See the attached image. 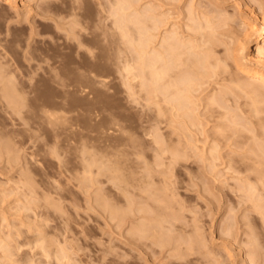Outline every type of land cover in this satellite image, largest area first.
<instances>
[{
    "label": "rangeland",
    "instance_id": "obj_1",
    "mask_svg": "<svg viewBox=\"0 0 264 264\" xmlns=\"http://www.w3.org/2000/svg\"><path fill=\"white\" fill-rule=\"evenodd\" d=\"M132 1H134L133 2L134 5L132 4L133 7H131L132 9L129 8L124 10L123 12H120L121 10H118L117 5L115 4V0H24L23 2L16 4L14 7L7 5L6 3H4V1H0V264H20V263L25 264V262L28 259H32L33 262L35 260L36 262L33 263L32 260L31 262L27 261L26 263L28 264H38V263L41 264L42 262L44 263L46 259L45 256L42 257L39 254L41 252H43L41 253L42 255L45 253L44 255H46L48 261L50 260V258L52 259L50 260L51 264H65L68 258L65 259L66 260L65 263L61 259V261L63 262L61 263L59 255L62 254L61 252H63L64 250L63 248L66 244L69 245L70 249L74 246L76 247L75 249L79 253L77 254L79 256V259H76L75 257L73 258V256H76L78 258V256L76 255L77 252L75 253L74 251L76 250L75 249L73 250V248L70 250L68 246H65L67 249H69V250L66 249L67 252L71 254L70 251H72L75 253V255L70 256L67 253L66 257H69L70 259L73 258L72 259L73 262L76 260L77 263L79 264L81 263L100 264V262H102L101 259V261L98 263L100 257L102 258V256L108 254L106 257L110 258V256L113 255V253L114 255L118 254L121 256L120 257L116 256V258H114L115 257L114 256L112 260L116 259L118 262L121 263V261L123 260L124 262V259L126 258L127 259V261H125L126 264L128 263L136 264L133 262H139L140 264H145V262L146 263L148 262L147 264H185L184 256L191 258V260L187 258L188 259L187 262L189 261L191 262L193 259H195L194 261H192V263L186 262V264H197V263L207 264L209 263V261L206 260L205 257L209 256L210 254L209 252H211L210 250H212L213 252L222 250L223 254L221 252H218V254L221 253L223 255L222 256L223 258L228 257L227 261H225L226 260L225 258L224 260L225 262H223V260L221 262V259H223V258L221 259L219 258L221 254L219 256L215 254L216 252L214 254L211 252L210 256L212 254L218 256L217 259L219 258V261L221 262L220 264L222 263L231 264L235 258L236 259L234 261L236 262L235 263L233 262L234 264H239V263L241 264L242 261L248 263V261L246 260H250L249 261L250 263L248 264H251L252 261L251 258H249L250 249L248 252L249 255L246 252L248 248H251L250 245L253 246V248L255 247L257 248V246L259 247L261 243L263 249H261L262 252L259 250L261 253L258 252V254L259 255L264 254V228L262 229L264 222H261V220H259L260 217L262 218L264 213H262L261 210L260 211L261 216L259 218L257 216L258 214L256 213V211L258 212V210L260 209H263L264 211V202L262 201V199L264 198L263 190L262 189L259 190V191L262 190L261 191L262 197L261 194L259 196L260 199L262 198L261 201L259 199V201H257L259 203L255 201L253 204V206L256 203L257 206L262 204L261 206H259L260 207L259 209L256 205L254 206V208H252L251 206L252 203L250 204L249 202H252L253 200L249 201L250 198H245V199L242 198V200L243 199L244 200L242 201L243 203L240 204L241 202L239 200L241 198H237L239 192V191L237 192L238 190L237 188H239L238 186H236L237 190L234 188L235 192H237L236 193L237 195L234 194L235 192L234 193L232 192L234 190H231V188H233L232 186L237 185L235 180L237 181L239 179L238 181L240 182V188L245 187V185L249 182L252 183L253 181L252 179H250V181L245 179L247 178L246 177L247 174L249 177L250 175L252 177L253 176L252 173H254L255 178H258L257 175L259 174L258 176L262 178V183H263L262 184L261 182H259L261 183L260 187L264 185V141H263L264 113L262 112L263 114H260L258 117L256 116V114L251 113L254 111L249 112L250 109H253L249 106L251 105L250 101H249L250 104L248 105L247 100L249 99L248 98L246 99V97H243L242 95H241L242 97L238 98L235 95H240V94L236 93V91L232 92V88H231L234 84L236 85L235 82L237 81H238L237 84L240 83L241 81H245V83L246 82L249 83V86L250 83L252 86L254 85L253 82H250L249 79L245 78L239 72L237 66L243 63L251 66L255 65L254 63H252L253 61L252 55L253 56L255 55L256 50L254 49V45L252 44V41L248 40L244 36L245 34L244 19L247 18L249 21L253 23L256 22L255 24L258 25L259 19L264 17V0H139V1L132 0ZM236 4H238L242 10L240 9V11H235V12L230 11ZM134 7H138V8H134ZM137 10L141 12L142 15L141 17H143L144 14L148 12L147 15L143 17L144 19L145 18L148 19V17H151V15L154 16L158 26V27L156 26L155 29V32L157 33H154L152 31L151 33H149L148 28L151 27V24H149L151 22L149 20L150 18L148 20L146 19L143 20V18H141V21H143L142 23L144 24V27L140 26L141 30L143 28L142 30L143 35L141 37L142 41L140 40L142 46L139 44L137 46L136 43L138 42H135L137 40L139 41L140 39L139 36H136L138 35V30L136 31L138 27L136 25H131L132 23L130 24V22L129 23L126 22L128 21L127 18H129L128 17L129 15L131 16L132 14L136 13L135 16L138 15V17H140L139 16L140 13H138ZM150 10L152 13L153 12L154 13L152 14L151 12H149ZM126 12H131V13L126 14ZM252 13L254 14L252 15ZM155 14L157 16H155ZM144 22H146L147 26ZM120 23L127 24L126 29L128 32L127 33L128 37H126L127 36L126 34V36L122 38L121 33L117 28V25H119ZM113 30L114 31L117 30V31L114 32ZM147 33L148 35L150 34L152 37L154 35V37L147 39L148 37H151L150 35L148 36ZM170 33L171 34L177 33L178 35L175 34V38L176 37L178 38V36H180L183 42L180 40L179 41L187 45L188 42L191 43L192 40L191 44L193 45L194 48L191 47L192 50L190 49L191 50L190 53L192 55H196V57H198L199 59H201L200 55L204 56L203 63L204 60L207 61V59L205 58L207 56L209 58L208 59L209 64L208 63H204V64L213 65V67H209V68L208 66L204 68L202 67V69H206V70L211 68L212 69L210 71V73H212L211 75L209 74V72L207 73L206 70L203 71L206 74H209L208 76L210 77L216 73V75L212 76L211 78L203 74L205 78L207 76L206 79L199 80L200 78L199 79L196 78L197 80H195L194 85L198 84V86L196 85L198 88L194 86L196 89H194L195 92H192L194 94L193 98L191 96L192 104L193 103L194 104L190 105L192 106L190 109L193 110L196 109L195 111H191V113L194 112L193 114L195 118L193 119L190 113L189 116L185 118V119L188 118L187 120H190L192 118L190 121H192L193 123L189 121V124H191V126L189 125L187 126L188 124L187 120L185 119L183 120V118H181L184 116L182 113L187 112L188 110L186 111L185 107H184L185 109L182 108L181 110L180 109L181 106L179 105L178 107L176 106L177 107V109L175 108L176 110L172 108L176 104V102L175 103L172 102L174 97H172L171 95L169 96L170 98L168 97V100H166L167 96L165 97L163 96L167 95L166 92L168 91L166 92L163 91L165 92V94L161 96L162 93H160L159 91L160 88L157 90L159 94L158 92H156L157 97L160 100L157 99V97L155 100H152V95H150L149 93L152 91V89H150L151 84L149 80H145L146 79L145 75H147L146 72L148 70L146 69L147 67L144 66V64L147 61V58H149L151 52L146 54L144 53L147 51L149 52L150 49L152 50L154 49L156 51L160 46L163 45V43L162 45L160 43L162 42L163 35L164 37H166L168 35H171ZM133 38H135V40H133ZM208 39L211 42H215L216 44L215 43L214 44L216 45V47L215 45L210 43ZM204 41H206L207 43ZM241 41L242 44L247 41L249 48L242 49V45L240 44ZM191 44L190 46H192ZM210 44L213 46L210 47ZM198 46L201 48L199 49ZM196 47L198 48L195 49ZM161 49L162 47H160L158 50L160 51ZM193 49L194 52L196 53L193 52ZM206 50H208L207 51L208 53L205 52ZM141 52L144 53L141 54ZM210 53L213 55H211ZM56 57L58 60L55 59ZM190 57L193 59L194 58L197 59L196 57H192L191 55ZM249 57H250V61H249ZM143 58H145V60ZM136 60H138V62ZM141 60L144 63L143 64L144 67L141 64H138V63H142ZM148 61L146 62V64H148ZM126 64H128L127 66L131 64V66L134 67H138L140 65L141 69L143 67L142 69L143 71H140V74L142 75L143 79L139 80L138 78H136L133 81L128 80L127 75L124 71V66H126ZM214 64L218 67V69L217 68L214 69ZM64 67L67 69L65 70ZM12 69L14 71H12ZM144 70L147 71L144 72ZM64 71L66 72V74L64 73ZM184 71L186 73L187 70ZM8 72H11V74H9ZM48 72H50L51 74ZM64 75L65 76L67 75L65 77L67 80L66 87H60L59 85L54 83L55 82L53 81L54 78L55 80L56 79L58 80L59 77L61 79V77H63ZM203 75L200 77L204 78ZM7 76L10 77L12 76V78L9 79ZM7 78L10 82L11 80H13L12 82L16 81L14 82V85H12V83H9V81L6 80ZM125 78L127 79L126 81ZM3 79H5V81ZM145 81L148 82V84ZM3 82L4 84L5 83L6 84L5 85L2 84ZM144 83L146 86L144 85ZM241 84L244 83L242 82ZM130 85L133 89L130 87ZM141 85L143 86V88ZM12 86L16 88L13 89ZM249 86H244V87H249ZM252 86H250L249 88H251ZM4 88H6L5 91L7 92L3 94V92H5ZM254 89H258V86L255 87ZM9 90L11 91V93H13V95L15 94L14 95L15 97H17V95H19L20 93L21 95L24 93V96L22 95L23 97L19 95L18 98L15 99V101H17L15 102L16 105L19 106L21 105L22 102L23 105L20 108L24 106L22 110L20 109L21 113L19 115H16V113L11 109L12 107L11 105H13L12 104L13 102L12 100H11L12 103L9 102L11 96L8 93ZM66 90L67 92H65ZM229 90H231V92ZM260 90H262V88L260 89L259 87L258 91L260 92ZM261 92L264 91L262 90ZM5 95H6V99H5ZM7 95H9L8 96L9 98L7 97ZM89 95L91 97H88ZM261 95L263 96L264 93L259 94V96ZM212 96H215V98H213ZM11 97L13 99V96ZM163 98L165 99L166 102L171 101L172 103H174V105L171 102L167 103L168 105L166 103H162L165 102L163 101L164 100ZM208 98L210 100H208ZM211 99L216 100L218 103L214 104L215 101H213L214 103H212ZM258 99L263 100L264 96L263 98L260 97ZM90 100L93 102H91ZM200 101L202 102L200 103ZM210 101H211L210 107L208 105L209 108L206 107L207 109L206 110L205 105H207L206 103H209ZM18 102H20V104H18ZM152 102H154V104H152ZM188 102L186 103L190 104V101ZM156 103L159 104L158 105L159 110H157V108L154 107V105L155 106L157 105ZM62 104L64 108L62 107ZM42 106L43 107L52 106L53 108L51 107V109H53L54 111L64 110L68 112L70 131L67 134L62 133L63 130L60 129L61 127L58 122L57 124H54V126H48L46 125V123L44 124V122H40L41 120L39 119V117H38L39 120H37L36 117L39 115L40 108ZM188 106L189 105H187V107ZM61 107L63 109H61ZM170 107L174 111H170L171 110ZM179 109L181 110V113L178 114L181 117L178 115L179 118H177L178 116H176L177 114L175 113V111L178 112ZM154 112L155 113L160 112V113L156 115ZM248 112L252 114L251 118L247 114ZM14 113L16 116L14 115ZM223 116L224 117L226 116L225 117L226 119L223 118ZM20 117L25 120L24 123L22 122V119ZM257 117L260 118L259 119L260 121H258ZM228 120L231 123L233 122L232 123L233 125H230ZM184 121H186L187 123L185 124ZM195 121L198 122L199 124L198 126L195 124ZM181 122L182 124L184 122V124L186 125L185 126L186 131L183 130L184 128L183 126H182L183 128H181L182 125ZM32 124L37 129L33 127ZM243 124H247V125L243 126ZM188 127L190 128V131ZM221 128H223V130ZM12 129L14 132L12 131ZM16 129L17 131L21 130V132L23 131L22 129H24L25 134L26 133L27 134L23 135L24 131L21 134L20 131L19 133H17ZM15 131L18 136L15 134ZM104 131H106L107 134L104 133ZM151 131L153 133L155 132L154 133L155 136L156 135L158 136V138L156 137L157 138L156 140L160 139L159 141L161 143L164 142V145L162 144L163 146H161L160 148L162 149L165 147L167 152L165 151V149H162L163 152L165 153L171 152L173 155H175L176 153L173 151V149L177 150L179 156L184 154L182 156L183 158L182 160L185 159L186 162L184 163L183 161L182 163L181 158L180 159L177 158L178 161H181L182 166H177L178 164L174 163L175 167H173V164H171L172 163L171 160H169L171 159L169 158L171 154L169 153H168L169 155L163 154V152L161 153V151H157L158 154L160 155L162 154L159 157V155L156 153L154 148L159 141L157 142V144L151 141L152 140L151 136L153 135ZM115 132L117 133L115 134ZM63 135L65 136L68 135V137L64 136L66 138L65 139L63 138ZM80 135L82 136V138ZM106 135H108L110 139H108L109 137ZM105 136L106 138L107 137L108 138L106 139ZM24 137H27L29 141ZM91 137H95L94 139H96L98 143L96 144L95 141L93 143L92 140L93 138ZM99 137H101L102 139H100ZM214 138L217 140H215ZM63 139L68 141H65ZM97 139H99V141ZM100 140L104 141L103 143H101L100 146L101 148L98 147L97 149H95L100 144V142H102ZM106 140H110V141L107 142ZM214 141L218 142L219 145ZM211 142L213 144L218 145L217 153L219 156L217 155V153L216 155L218 156L219 159H216V161L215 160L211 161L212 157L211 158L209 157L210 160L208 159L206 162L205 158L203 157L206 156V153H208L209 156L211 155L209 153L210 148L212 149V147L209 148V146L213 145L211 144ZM63 143L65 144V146ZM92 144L94 145V147ZM83 145L84 146L86 145L85 148L88 147V149H85ZM106 146L110 147L109 148L110 151L109 150L104 151L106 150ZM251 146L252 148H254V150L250 148ZM103 147L105 149H103ZM261 147L262 149H260ZM206 148H209V150H206ZM83 149L86 150V152L87 150L90 152L93 151L95 152V150H97L99 152L100 149L101 152L100 154L98 152L95 153L93 152L92 154L89 152L90 155L87 154L86 156L85 155L86 153L83 152L84 151ZM158 149L159 148H157L156 150ZM251 149L253 151H255L256 149L257 151H255V153L252 152L253 153L252 155ZM202 150L204 152L206 150V153L204 154ZM50 151H52L53 153ZM102 151H104V153ZM201 151L203 153H201ZM105 152H107L106 153L107 155L105 154ZM178 153L176 154L177 157H179ZM50 154H52L53 156ZM254 154L255 155L258 154L256 156L259 158H256ZM54 155L56 157H54ZM88 156H90V158ZM106 156L109 157L107 158ZM100 157L103 158L101 159ZM86 159L90 163L88 162V164H86L87 163ZM99 159L102 162H104L105 165L104 164L100 165V163L102 162H100ZM97 160H99L100 163H98ZM210 161L213 164H210ZM168 162L171 164V167L173 168L170 167V164ZM116 163H118L117 164L118 167L116 166ZM119 164L123 165L125 171H123V169L121 171L119 170V172L116 171L117 168L119 169L121 167V165L119 167ZM154 164L157 167H154L155 166ZM166 164H169V168L168 165ZM102 165H104L103 170L111 166L112 168L110 167V169L113 170L111 171L113 172V174L111 172L110 173L112 175H114V173L115 175L119 173V175L117 174L119 177L122 176L120 172L124 175L126 174L124 177H127L126 180L129 179L130 177L129 180H132L131 181L132 186L131 184L130 187L129 185L127 186V184H129L130 182L129 180H127L126 184H124L125 183L124 180H122L123 182H121V180L118 179L120 181L118 183L120 184L116 182L118 181L116 179L110 180L111 177L115 176V175L110 176V174L108 175L110 169H108L109 171L108 170L104 171V173L107 172L106 174L104 173L101 174L100 170H102ZM100 166L101 168H99ZM140 166H142V168ZM113 167L116 170H114ZM146 168L149 169L147 170ZM249 168H251L252 171L246 172L247 169L250 170ZM150 170H152L154 177L152 176V174L150 175L151 173ZM241 170L242 171L245 170V172L244 171L241 172ZM255 170L260 171L261 173H258ZM165 171L166 173H162ZM260 174L261 175L263 174V176H261ZM109 176L110 178L108 180ZM144 176L148 177V179L149 176L150 178H152L148 180L149 182L154 178L153 180L154 182L152 181L150 182V184L155 183L154 185L155 188L154 187L153 189L150 188V186L151 185L153 186V184L148 185L149 182L148 183L145 182L147 181L145 180L147 178H145ZM238 176L240 178H238ZM244 176L245 178H243ZM197 177H199V180L200 177H202L201 178L202 180L199 181ZM255 178L253 179L256 181ZM137 179L138 181L139 180L141 181L140 182L141 184H139ZM242 179L243 180L245 179L244 181L245 185L243 184ZM163 180H165V184L168 183L166 184V187H169V188L166 187L164 188L168 190L172 188L173 190V191L171 190L167 191L168 195L170 194V192L171 194L175 193L176 195L175 194L174 196L170 195L171 197L167 196L165 189L162 187L165 186ZM110 181L115 183L113 184L114 186L110 183ZM255 181H253L252 184L254 186H257V188L259 189L258 185L254 184ZM133 183L134 184L136 183L135 184L136 186ZM117 184L119 186L126 185L127 187H129V191L126 192L128 194L129 192H132V194L135 193L134 195L138 193L137 190L139 191V189L141 190L142 188V190L144 191L143 194L145 195L147 194V196L142 194L140 201L139 199L140 193H138V197L135 196V198L138 199L137 200L134 199V200H136V202H138L139 205L141 206L144 205L143 206L144 209L148 211V214H150L151 218H155V217L157 218L158 216H160V215L158 216L155 215V217H152L155 213L154 210H156L157 208L158 210H156V212L159 211V208L160 210L162 209V212L163 209H165L166 211L164 210V212L166 213L168 212L169 214L172 212L176 213L178 211L180 215H178V212L176 215L181 216L180 218L189 217V219L191 215L196 212L195 216L197 218L194 216V214L192 215L194 219L196 218L195 220L193 219V223L194 221L196 223V220L198 219L197 222L199 221V225H201V229H203L205 232L202 233L205 234L207 237L203 236L202 233L200 234L201 229H199V226H198L199 232L197 230L198 234L196 235L197 236L200 235L202 239H204L205 237V239L207 238L208 242L210 241L208 244V242H206V240L204 239L207 245H209L208 246L209 252L207 251L204 255L203 253L207 249L204 252L203 251L199 252L201 247L199 248L198 245L194 244L193 246L190 244L191 246H193L192 250L194 247H196V250L199 249V251L195 253L196 250L195 251L193 250L195 254L194 253L192 254L194 255L186 256V254L191 255L190 252H193L190 250H189L190 252H187L189 247H186V245H188L189 242L193 244L195 240V238L192 237L193 235H191V231H193L194 229L193 227L195 226V224L193 225L192 223H190L189 222L190 220L188 219L187 221H184L183 224L185 226L188 223L190 225L192 224L193 226L191 231H190L191 227L186 228L185 231L183 230L185 226L182 223H180L181 219L177 220L176 226L177 224H180V226H177L179 228L181 227V225H183V227L181 228L182 231L184 232H186V230H189L190 234H186L185 237L189 238L187 236L190 235V237L193 238V240L192 238L190 240H192L193 242L189 241V239L186 240L184 237H180L185 234L184 232L181 231L178 232V230L180 229L174 231L175 234L171 233L172 235H177V236L179 235L178 233H181V235H179L178 237L182 238L181 240H183L182 241L183 243L184 240L187 241V243L186 241L184 243L185 246L182 242H180L182 244L180 245L183 246L182 248L178 243H176L177 240L179 242V238L178 239L175 238L176 236L174 237L170 235V233H169L170 236L168 235L170 240L166 239V241L169 242V243L166 242V244L168 245H166L165 242L162 243L163 241H165V240L162 241V239H165V237L161 239L160 246L161 247L163 246L162 249L164 250L167 247L164 251L159 247V245L157 246L155 245L156 249L154 248V251L149 247L148 248L141 247V249L144 248L145 251H147L146 254H144L145 251L138 249L140 247L137 248L133 246L132 247L133 249L129 247V245L126 244V240H125L126 238L124 237V234H126L125 236H128L127 234L131 233V230L129 232L126 229H131L130 228L131 225H135V224L137 225V223L139 222L137 216L139 217V215H137L136 217L134 216L135 220L130 217L134 222H132L130 225V222L128 223L127 221L128 224H125L124 229L122 227L124 225L123 224L121 226V229L123 230L118 231L119 227H117V225L115 226V223H117L116 221L119 218V215L122 213V216H124V218L126 217L128 218L127 212L128 213L130 212L129 209L127 210L125 209L126 207L124 208L123 212H120L122 211L120 209H123V207L120 209L116 207L114 208V206H117L116 202L119 201H120L119 207H121L120 206L121 201H123V203H125V205L128 206L126 201H124V197L122 200H120L121 198L118 199L119 201L117 199L114 200V198H119V193H120L118 188L119 186H117ZM137 185H139V187ZM141 185L143 187H140ZM115 186L117 189L115 188ZM156 186L159 187L158 189L162 187L161 190L164 189V192L159 190L160 191L159 193L161 194L157 192L158 194L154 195L153 192L155 191ZM133 187H136L137 190L136 188L134 189ZM203 187L205 189H203ZM206 189L209 191V193L207 191L208 194H206L205 192ZM96 191L102 192L101 196L99 195L98 192L97 194ZM162 192L166 193L164 195L165 197L167 196L170 199L175 198V203H173V199L171 200L169 199L170 203L172 204L171 205L172 207L169 208H171L172 210L167 207V205H170V203L169 204L165 203L168 200L167 201L165 200L164 202L165 204L161 205V203L164 201L165 198L162 196L163 195ZM150 193L151 195H149ZM211 193L213 194V196ZM257 193L259 194L260 192ZM128 194L127 196L129 197V195L131 194L129 195ZM96 195H99L96 198L98 202H95L97 201L95 200L94 197ZM102 195L104 199L106 198L104 201L107 204L108 202L110 203L109 205L112 204V208L109 207L110 209L120 210V211L117 210L119 213L115 210L117 212V215L115 216L111 215L114 218H110L111 216L109 214L111 213L108 212L109 211L108 208H107L108 211L105 210L107 213L104 211L106 206L109 205L104 203V201L103 202L101 201ZM159 195L160 197L162 196L163 199L159 198L161 200H158L155 197L154 199L157 201H153V199H148L146 200V202L147 201L149 202L147 203L144 202L145 204L142 205L143 200L145 201L144 198H148V197L153 198V196H159ZM132 196H130L129 198H132ZM98 197L100 200L98 199ZM246 199L249 200L245 201ZM134 200L133 203L135 202ZM93 201L97 204L99 202L100 203L102 202L101 204L102 206L100 204L98 205L100 206V210L98 206L93 203ZM150 201L155 203L157 202V204L159 203L160 205L158 207H155L157 204L154 205ZM181 201L183 202L181 203ZM237 202L240 203L238 204ZM103 203L106 204V206L104 205L105 208L103 207ZM151 203L153 204L152 205L153 208L149 207ZM180 203L181 204L184 203L187 206V209L188 208L190 210L193 209L194 211L188 210L189 211L188 213L186 212L187 211L186 208H185L186 211H184L185 209L183 207L182 208L180 207L181 206ZM132 204L130 206H132ZM136 204L137 203L133 204L134 208L133 207L130 208L135 209ZM165 205L166 207H163ZM174 206H176V210L173 209ZM179 207H180V211L178 209ZM255 207H257L258 210L255 209ZM101 210H103V212ZM182 210L184 211L185 214L183 213ZM115 211H113L112 214H114ZM159 213H155V214H159ZM175 213L172 214L174 215ZM172 214L168 215L169 220ZM162 215H164V213H162ZM176 215L174 216L176 217ZM227 215H228L227 218L230 219L229 221H226L225 220L226 218H224ZM230 215L237 220V221L235 220L236 224L238 222L237 226L234 227L236 225L235 224L232 228V233H234L233 230H235L234 236L236 237L237 235V237L235 238V244H233L232 242H234V236L232 234L231 240L233 239V241L231 242V246H230L231 248L229 247L230 253L229 254L227 253L228 255L225 256L226 252L224 254V250H223V246L225 244L223 243L226 241V239L224 238L222 239L221 237L222 233H220L221 232L220 230L222 227L224 226L226 227L228 222L232 221L231 218L233 217H231ZM164 216L166 217V215ZM178 216L176 218H178ZM242 216H244L245 219L249 217L252 219V220L250 219L252 222L254 221L253 224L250 222V226H252L251 227L252 229L254 228L253 226H255L254 230H256V226L259 227V229L257 227L258 229L257 231L260 233V237H259V239L261 238L260 243L257 241L258 239L255 238L258 236L255 237L251 236V234L255 235L258 233H254L253 232L254 230L251 231L252 229L248 227L249 222L247 221H249V218L246 221L245 219H243L244 217L242 218ZM108 218L111 219V221H109ZM222 218L224 219L223 223H221ZM131 219L128 220L130 221ZM136 220H138V222H136ZM219 223L223 224L224 226ZM224 223H226V225ZM136 225L135 227H133L135 231L137 230ZM138 225H140V223ZM220 225L222 226L221 228ZM241 226H243V228H241ZM239 227L241 228L240 230L241 232L239 231ZM236 228H238V230ZM124 230H126L127 233H125ZM117 231L120 233H118ZM210 231L213 233H211ZM248 231H251V233L249 232L250 233L249 238L252 239L250 245L249 242H247V240L245 241L246 239L245 237H247L248 234L247 236H245L244 233H248ZM116 232L120 237L116 235ZM238 233L240 234V236H238L239 235ZM242 234L244 235L242 236ZM196 235L194 236L196 237ZM171 236L174 237L172 239H176V240L175 241L171 240ZM200 236H198L197 238H201ZM36 237L37 238L41 237V239L44 240L38 239L40 241H36L37 240ZM118 237L120 238V240L119 239L117 240ZM121 237L125 240V242H123L124 240L121 239ZM70 238H73L71 239L73 240L72 242L73 245L68 243L65 244V242L68 241L70 243ZM242 238L245 239L243 240ZM249 238L248 241L251 240V239L249 240ZM202 239L201 240L197 239V240L199 243H201ZM236 239H238V241ZM241 239L243 240V243H248L245 246L247 247L249 245L246 249H244V247L243 249H241L242 246L244 245L239 244L240 246L238 247L237 244L242 242ZM121 240L123 242V244L121 242L122 245L120 244ZM254 240L256 241V244L258 243L257 246L255 247L254 245L256 244ZM42 241H45L44 244ZM170 241H172L171 245L172 244L173 246L175 245L174 247H176L177 244L179 245L177 248H175L177 253H175V249L173 246L171 247L169 246ZM36 242L38 243L35 244ZM39 242L43 246H41ZM110 242L114 245L107 247V249H103L105 248V245H107L108 243L110 244ZM205 242L203 241L202 244ZM38 244H40L41 247L38 246ZM59 244L60 246H58ZM116 244L118 245L115 246ZM147 244L149 245V242H147ZM205 244H203V247L205 246V248H207L206 247L207 245ZM220 244H223V246H221ZM46 245L47 247L48 246L49 247L47 248ZM61 245L64 246L62 248L63 250L60 251L59 249H57V247L61 249ZM102 245H104L103 248H101ZM124 246H126V248ZM36 247L38 251L41 250L40 248H42V250L41 252L39 251V253L37 252L38 255L34 256L32 254H36L37 251ZM97 247L100 249H97ZM169 247L171 249H169ZM184 247H186L187 251L185 252L187 253L184 252L185 255L183 253L182 256L180 252L182 249L184 251L185 249ZM219 247L220 249H218ZM78 248L80 250H78ZM109 248H115L113 251L116 252L112 253V251H110L111 249ZM158 248H160L159 251ZM253 248H251V250ZM45 249L46 250L49 249L48 254L50 255V258L47 255V251ZM108 249L110 253H112V255H110ZM128 249L133 251H130ZM255 249L253 250L254 252ZM94 250H96L97 252L99 250L100 251L106 250L108 253L104 252L103 255V253L101 252L96 253L94 252ZM126 250L128 251L126 252ZM167 250H168V254H170L169 256H167L168 255ZM230 250H234V251H230ZM58 251H60L59 253L61 254H59ZM124 251L126 252L128 257L124 255L125 253ZM155 251L156 253L157 252L158 253L156 254ZM236 251L238 252L236 253ZM141 253L146 256H144L143 258ZM201 253H202L201 257L205 256L203 257L205 259H202L200 257ZM255 253L256 254L254 255L252 253L253 255L252 258L254 259L255 257L256 259L255 261L257 262L259 261V259L257 257L258 256L257 252ZM92 254H94V256L95 254H98L99 257H96L98 258V260L95 259V257ZM122 254L126 257H124ZM132 254H133V258H131ZM152 254H154L153 255L154 257H152ZM165 254H167L166 259L164 258ZM65 255H61V256L65 257ZM213 255L210 257V259L213 258ZM237 255L239 258L237 257ZM243 255L245 257H243ZM31 256L32 258H30ZM178 256L182 258V260L184 261L181 262L177 261ZM230 256H233L232 257L233 259ZM246 256H248L247 257L248 259L246 258ZM91 257L93 258L94 262L95 260H97L96 263H94L93 261L87 262L89 261L88 259H91ZM117 257L121 258L122 260L119 261ZM70 259L68 260V264L69 262L70 263L72 262V260ZM217 259L215 258L216 263L218 264L219 261ZM83 260L85 262H83ZM105 260H108V258L103 259L104 264L108 262V261L105 262ZM110 260L111 258L109 259V261ZM261 260L263 261L262 264H264V257L263 259L261 258L258 263H256L253 260L254 261L253 264H260ZM48 261H46V264H49L47 263ZM113 261H110V263L108 262L106 264H113ZM142 261H144V263ZM123 262L122 264H125V262L124 263ZM77 263L75 262V264Z\"/></svg>",
    "mask_w": 264,
    "mask_h": 264
},
{
    "label": "bare ground",
    "instance_id": "obj_2",
    "mask_svg": "<svg viewBox=\"0 0 264 264\" xmlns=\"http://www.w3.org/2000/svg\"><path fill=\"white\" fill-rule=\"evenodd\" d=\"M0 1H4V3H6L7 5H9V6H13V7H14L16 4H19V3L23 2L24 0H0ZM137 1H139V0H137ZM137 1H136V2H137ZM133 2H134V1H132V0H115V4L117 5L118 10H121L120 12H123L124 10L133 7V6H132ZM137 3H138V2H137ZM133 5H134V4H133ZM135 6H137V5H135ZM112 7H113V6H112ZM134 8H138V7H134ZM131 9H132V8H131ZM240 9H241V7H240L238 4H236V5H235L230 11L235 12V11H240ZM134 10H135V9H134ZM241 10H242V9H241ZM128 11H129V10H128ZM144 11H145V10H144ZM144 11H143V12H144ZM135 12H136V11H135ZM137 12L140 13V15H139L140 17H138V15L135 16L136 13H135V14H132V15H134V16H132V15L130 16V15H129V16H128L129 18H127L128 21H126V22H127V23L130 22V24L132 23L131 25H136V26L138 27V28H137V27H134V28H137L136 31L138 30V35H136V36H139V37H140V39L138 38L139 41H140V40H141V37H142V35H143V31H142L143 28H142V30H141L140 28H141V27H144V24L142 23L143 21H141V18H143L145 15H147L148 12H147L146 14L142 13V14H144L143 17H141V16H142V15H141V12H139L138 10H137ZM149 12H151V10H150ZM232 12H231V13H232ZM124 13H125V12H124ZM127 13L130 14L131 12H126V14H127ZM132 13H134V12H132ZM151 13H152V12H151ZM153 13H154V12H153ZM153 13H152V14H153ZM239 13H240V12H239ZM245 14H246V13H245ZM250 14H251V13H250ZM253 14H254V13H252V15H253ZM261 14H262V13H261ZM149 15H150V14H149ZM155 16H157V15L155 14ZM122 17H123V16H122ZM125 17H127V16H125ZM151 17H153V18H151ZM151 17H148V19L150 18L149 20L151 21V22L149 23V24H151V27H149L150 25L148 26V27H149V28H148V29H149V33H151V31L154 32V33H157V32H155V29H156V26H157V23H156L157 21H156V19L154 18V16L151 15ZM221 17H222V16H221ZM145 19H146V18H145ZM145 19L143 18V20H145ZM148 19H146V20H148ZM255 19H256V18H255ZM125 20H126V19H125ZM113 23H114V22H113ZM144 23L146 24V22H144ZM255 23H256V22H255ZM255 23L249 21L247 18L244 19V24H245V32H244L245 34H244V36H245L248 40H251V41H252V44L254 45V49L256 50V51H255V55H254V56L252 55V57H253V58H252V59H253L252 63H254L255 65L251 66V65H248V64H244V63H243V64H240V65L237 66L239 72H240L245 78L249 79L250 82H253V84H254L253 86H252L251 83H250V86H252L253 88H252V87L249 88V87H250V86H249V83H247V82L245 83V81H241V82L238 83V84H237V82H238V81H237V82H235L236 85H235V84H234V85L232 84L233 86H232L231 88H232V92H235V91H236V93L240 94V95H235V96H237L238 98H240V97L243 96V97H246V99H247V98L249 99V100H247V101H248V105L251 103L252 106H251V105H249V106H250L251 108H253V109H250L249 112L254 111V112H251V113H252V114L254 113V114H256V116L259 117L260 114H263V113H264V99H263V100H262V99H260V100L258 99V98H260V97L263 98V96H264V95H263V96H262V95L259 96L260 93H261V94L264 93V92H261L262 90L264 91V17H262L261 19H259V23H258V25L255 24ZM114 24H115V23H114ZM126 26H127L126 23H125V24H124V23H120L119 25H117V28H118L119 32L121 33L122 38H124V37L126 36V34L128 33V32H127V29H126ZM129 26H130V25H129ZM129 26H128V27H129ZM140 26H141V27H140ZM146 26H147V24H146ZM205 26H206V25H205ZM208 26H209V25H208ZM157 27H158V26H157ZM150 28H151V29H150ZM130 29H131V27H130ZM196 29H197V28H196ZM208 29H209V28H208ZM145 30H146V29H145ZM201 30H202V29H201ZM111 31H112V30H111ZM113 31H114V30H113ZM116 31H117V30H116ZM116 31H114V32H116ZM128 31H130V30H128ZM158 31H159V30H158ZM170 32H171V31H170ZM172 32H174V31H172ZM104 33H105V32H104ZM135 33H136V32H135ZM188 33H189V32H188ZM170 34H171V33H170ZM175 34H177V33H175ZM175 34H171V35H168V36H166V37H164V35H163L162 42H160L161 45H162V43H163V45L160 46V47H162V49H161L162 51H161V50H160V51L158 50V49L160 48V47L158 46L159 48H158L156 51H155L154 49H153V50L150 49L149 52H148V51L145 52V53L143 52L144 54H146V53H150V52H151V54L149 55V58H147V61L149 60V61H148V64H146L147 61H146L145 64H144L142 60H141L142 63H138V64H141L142 66H143V64H144V66L147 67L146 69H147L148 71L146 70V71H147V72H146V71L144 70V72L147 73V75H145V78H146L145 80H149V82H150V84H151V85L149 84L150 87H151V88H150V87H149V88L152 89V91L150 90L152 93H151V92H149V93H150V95H152V100H155V99H156V97H157V93H156V92H158L157 90H158L159 88H160V90H159L160 93H162V95L160 94L161 96H163V94H165V92L168 91V92H166L167 95H164L163 97L167 96V97H166V98H167L166 100H168V97L171 96V95H172V97H174L175 100L173 99L172 102H174V103L176 102V104L174 105V103H172V102L170 101V102L174 105L173 107L171 106L172 108H174V109L176 108V109H177V107H178V105H179V106H181V107H180L181 110H182V108H184V107L186 108V109L184 108L186 111L188 110L187 112L182 113L185 117H184V116L181 117V116L178 114V113H181V110H180V109H179L180 112H179V110H178V112L175 111V113L177 114L176 116L179 115V116H180L181 118H183V120H184L186 117L189 116V113H190V114L192 115L193 119H194V118H195V116H194V114H193L194 112L191 113V111H195L196 109H195V110L190 109V108L192 107V106H190V105H193V104H194V103L192 104V101H191V100H192V99H191V96H192V98H193V95H194L192 92H195L194 89L198 88V87H197L198 84H196L197 86L194 85V84H195V80H197V79H199V78H200L199 80H203V79H206L207 76H208L209 74L211 75V74H212V73H210V71L212 70L211 68L206 70V69H202V67L204 68V67H207V66H208V68H209V67H213V65H211V64H210L211 66L208 65V64H209V63H208V59H209V58L206 56V54H205V56H206L205 58L207 59V61L204 60V63H208V64H204V63H203L204 56H201V55H200V58H201V59H199L198 57H196V55H192V54L190 53L191 50H192L191 47H193V45L191 44V43H192V40H191V43H189V42L187 41L189 46H190V44L192 45V46H190V48H189V46H188L187 44L182 43L183 40H181V37H180V36H178V38H177V37L175 38ZM147 35H148V33H147ZM149 35H150V34H149ZM149 35H148V36H149ZM177 35H178V34H177ZM113 36H115V35H113ZM113 36H112V37H113ZM136 36H135V38H136ZM144 36H145V35H144ZM150 36H151V35H150ZM199 36H200V35H199ZM110 37H111V36H110ZM126 37H128V34H127ZM132 37H134V36H132ZM153 37H154V35H153ZM153 37L151 36V37H148L147 39H150V38H153ZM179 37H180V39H179ZM182 37H183V36H182ZM202 37H203V36H202ZM135 38H133V40H135ZM156 38H157V37H156ZM127 39H128V38H127ZM130 39H131V38H130ZM163 39H164V40H163ZM136 40H137V39H136ZM143 40H144V38H143ZM155 40H156V39H155ZM179 40L182 41V42H180ZM187 40H189V39H187ZM208 40H209V39H208ZM123 41H124V40H123ZM139 41H138V40L135 41V42H138V43H136V45L138 46V44H139V45L142 46V43H141L142 40L140 41V43H139ZM146 41H147V40H146ZM153 41H154V40H153ZM209 41H210V40H209ZM112 42H113V41H112ZM204 42H206V41H204ZM148 43H149V42H148ZM150 43H151V41H150ZM150 43H149V44H150ZM206 43H207V42H206ZM210 43H212L213 45L216 44L215 42H211V41H210ZM214 43H215V44H214ZM240 44L242 45V49H243V48H249V45H248V42H247V41L244 42L243 44H242V41H241ZM151 45H152V44H151ZM151 45H150V46H151ZM159 45H160V44H159ZM204 45H205V44H204ZM208 45H209V43H208ZM213 45L210 44V47L213 46ZM134 47H135V46H134ZM198 47H199V46H198ZM198 47H196L195 49H197ZM202 47H203V46H202ZM205 47H208V46H205ZM215 47H216V45H215ZM140 48H141V47H140ZM152 48H153V47H152ZM193 48H194V47H193ZM200 48H201V47H199V49H200ZM155 49H156V48H155ZM190 49H191V50H190ZM214 49H216V48H214ZM136 50H137V49H136ZM147 50H148V49H147ZM151 50H152V51H151ZM245 50H246V49H245ZM188 51H189V54H188ZM200 51H201V50H200ZM203 51H204V50H203ZM203 51H202V52H203ZM207 51H208V50H206L205 52H207ZM212 51H213V50H212ZM193 52H194V49H193ZM205 52H204V53H205ZM143 53L141 52V54H143ZM194 53H196V52H194ZM200 53H201V52H200ZM207 53H208V52H207ZM210 54H211V53H210ZM53 55H54V54H53ZM190 55H191L192 57H196L198 60L195 59V58H194V59L191 58ZM211 55H213V54H211ZM56 56H58V55H56ZM184 56H185V57H184ZM187 56H189V57H187ZM198 56H199V55H198ZM59 57H60V56H59ZM59 57H58V58H59ZM187 58H189V59H187ZM190 58H191L192 60H191ZM212 58H213V57H212ZM55 59H57V57H56ZM143 59L145 60V58H143ZM47 60H48V59H47ZM57 60H58V59H57ZM190 60H191V61H190ZM136 61L138 62V60H136ZM205 61H206V62H205ZM247 61H248V60H247ZM249 61H250V57H249ZM139 62H140V60H139ZM252 63H251V64H252ZM203 64H204V65H203ZM217 64H219V63H217ZM222 64H223V62H222ZM52 65H54V64H52ZM127 65H128V64H126V66H124V71H125V73H126V75H127V79H128V80H132V81H133V80L136 79V78H138L139 80H142V79H143L142 75L140 74V71H143L142 69H143L144 66H143L142 69H141V68H140V65H139V66L136 65V66H138V67L131 66V64H130L129 66H127ZM205 65H206V66H205ZM64 68H65V67H64ZM216 68L218 69V67L214 64V69H216ZM54 69H55V68H54ZM66 69H67V68H65V70H66ZM140 69H141V70H140ZM224 69H225V67H224ZM235 69H236V68H235ZM9 70H10V69H9ZM184 70H187L186 73H185ZM203 70H206L207 73L209 72V74H206ZM10 71H11V70H10ZM12 71H14V70L12 69ZM55 71H56V70H55ZM198 71H199V72H198ZM201 71H202V72H201ZM236 71H237V70H236ZM136 72H138V73H136ZM239 72H238V73H239ZM8 73L11 74V72H8ZM48 73H50V72H48ZM60 73H61V72H60ZM64 73L66 74L65 71H64ZM141 73H142V72H141ZM50 74H51V73H50ZM62 74H63V73H62ZM203 74H204V75H207L206 78H205V76H204ZM13 75H15V74H13ZM202 75L204 76V78H203V77H200V76H202ZM214 75H216V73L213 74L212 76H214ZM219 75H220V73H219ZM54 76H55V75H54ZM58 76H59V75H58ZM66 76H67V75H66ZM66 76L64 75L63 77H61V79H60V77H59L58 80H57V79L55 80V78H54L53 81H55L54 83L57 84V85H59L60 87H66V86H67V80H66V78H65ZM92 76H93V75H92ZM146 76H147V77H146ZM212 76H211V77H212ZM217 76H218V75H217ZM7 77H8L9 79L12 78V76H11V77H10V76H7ZM208 77L211 78L210 76H208ZM8 78H7L6 80H8ZM68 78H69V77H68ZM120 78H121V77H120ZM147 78H148V79H147ZM196 78H197V79H196ZM245 78H244V79H245ZM13 79H14V78H13ZM59 79H60V80H59ZM127 79L125 78V81H126ZM3 80L5 81V79H3ZM20 80H21V79H20ZM123 80H124V79H123ZM199 80H198V81H199ZM241 80H242V79H241ZM1 81H2V80H1ZM8 81H9V80H8ZM8 81H7V82H8ZM12 81H13V80H11V82L9 81V83H12V85H14V82H16V81H14V82H12ZM97 81H98V80H97ZM145 82H146V81H145ZM196 82H197V81H196ZM242 82H243L244 84H247V85L241 84ZM54 83H53V84H54ZM69 83H70V82H69ZM146 83L148 84V82H146ZM2 84H4V82H3ZM5 84H6V83H5ZM5 84H4V85H5ZM205 84H206V83H205ZM216 84H217V83H216ZM230 84H231V83H230ZM4 85H3V87H4ZM20 85H21V84H20ZM98 85H99V84H98ZM131 85H132V84H131ZM131 85H130V87H131ZM142 85H143V84H142ZM142 85H141V86H142ZM144 85H145V83H144ZM206 85H207V84H206ZM255 85L258 86V89H254L255 87H257V86H255ZM18 86H19V85H18ZM18 86H17V87H18ZM70 86H71V85H70ZM70 86H69V87H70ZM145 86H146V85H145ZM194 86H196V88H195ZM208 86H209V85H208ZM244 86H249V87H244ZM7 87H8V86H7ZM9 87H10V85H9ZM259 87H260V89L262 88V90H260V92L258 91V90H259ZM12 88L14 89V88H16V87H13V86H12ZM22 88H24V87H22ZM84 88H85V87H84ZM131 88H132V87H131ZM142 88H143V86H142ZM144 88H145V87H144ZM17 89H18V88H17ZM60 89H61V88H60ZM66 89H67V88H66ZM132 89H133V88H132ZM132 89H131V90H132ZM229 89H230V88H229ZM233 89H234V91H233ZM2 90H3V89H2ZM5 90H6V88H4V91H5ZM19 90H20V89H19ZM23 90H24V89H23ZM169 90H170V91H169ZM9 91H10V90H9ZM9 91H8V93H9L11 96H13V99H12V97L10 96V101H9L10 103L13 102V103H12L13 105H11V106H12L11 109H12V111H14V112L16 113V115H19V114L21 113L20 111L22 110V108H23L24 106H23L22 108H20V107L23 105L22 102H21V105H19V106L16 105L15 102H17V101H15V99L18 98L19 95H20V96H22V95L24 96V93H23L24 91L22 92V93H23L22 95H21V93H20L19 95H17V97H15V96H14L15 94L13 95V93H11V91H10V92H9ZM16 91H17V90H16ZM80 91H81V90H80ZM84 91H85V89H84ZM148 91H149V90H148ZM163 91H165V92H163ZM199 91H200V90H199ZM229 91L231 92V90H229ZM2 92H3V91H2ZM6 92H7V91L3 92V94L6 93ZM18 92H19V91H18ZM65 92H67V90H66ZM94 92H95V91H94ZM131 92H132V91H131ZM169 92H170V93L172 92V93L170 94ZM223 92H224V91H223ZM25 93H26V92H25ZM78 93H79V92H78ZM81 93H82V92H81ZM92 93H93V92H92ZM168 93H169L170 95H169ZM67 94H68V93H67ZM90 94H91V93H90ZM158 94H159V92H158ZM191 94H192V95H191ZM229 94H230V93H229ZM241 95H242V96H241ZM8 96H9V95H7V97H8ZM23 96H22V97H23ZM63 96H64V95H63ZM148 96H149V95H148ZM258 96H259V97H258ZM3 97H4V96H3ZM3 97H2V98H3ZM88 97H91V96L89 95ZM172 97H171V100H172ZM199 97H200V96H199ZM212 97L215 98V96H212ZM237 97H236V98H237ZM8 98H9V97H8ZM169 98H170V97H169ZM196 98H197V97H196ZM209 98H211V97H209ZM209 98H208V100H210ZM216 98H217V97H216ZM5 99H6V95H5ZM59 99H60V98H59ZM157 99H159V98L157 97ZM163 99H164V98H163ZM188 99H190V100H188ZM199 99H200V98H199ZM221 99H222V98H221ZM224 99H225V98H224ZM11 100H12V102H11ZM61 100H62V98H61ZM91 100H92V99H91ZM91 100H90V101H91ZM159 100H160V99H159ZM203 100H204V99H203ZM211 100H212V103H214L213 101H215L214 104L218 103L216 100H213V99H211ZM219 100H220V99H219ZM1 101H4V100H1ZM83 101H84V100H83ZM163 101H165V99H164ZM180 101H181L182 103H181ZM188 101H190V104H188V103H189ZM193 101H194V100H193ZM197 101H198V100H197ZM249 101H250V103H249ZM7 102H8V101H7ZM91 102H93V101H91ZM157 102H158V101H157ZM170 102H166V101H165V102H162V103H166V104H167V103H170ZM186 102H188V103H186ZM201 102H202V101H200V103H201ZM207 102H208V101H207ZM229 102H230V100H229ZM233 102H234V101H233ZM159 103H160V102H159ZM185 103H186V104H185ZM210 103H211V101H210L209 103H206L207 105H205V109H206V107H208V105H209V107H210ZM18 104H20V102H18ZM152 104H154V102H152ZM156 104H157V103H156ZM166 104H165V105H166ZM172 104H169V105H172ZM87 105H88V104H87ZM150 105H151V104H150ZM158 105H159V104L156 105L157 107L154 105V107L157 108V110H159V109H158ZM161 105H162V104H161ZM167 105H168V104H167ZM187 105H189V106H188L189 108L187 107ZM211 105H213V104H211ZM217 105H218V104H217ZM44 106H45V105H44ZM176 106H177V107H176ZM232 106H233V105H232ZM6 107H7V106H6ZM8 107H9V105H8ZM42 107H43V106H42ZM42 107H41V108H42ZM51 107H52V106H51ZM51 107H49V106L47 107V106H46V107H43L42 109L40 108L39 115H38L37 117H36V116H35V117L37 118V120L40 119V120H41L40 122H44V124L46 123V125H48V126H54V124H57V122H58L59 125H60V127H61L60 129L63 130L62 133L67 134V133L70 131L68 112H66V111H64V110L54 111L53 109H51ZM62 107L64 108L63 104H62ZM62 107H61V109H63ZM152 107H153V106H152ZM171 107H170V109H171ZM197 107H198V106H197ZM209 107H208V108H209ZM233 107H234V106H233ZM52 108H53V107H52ZM195 108H196V106H195ZM9 109H10V107H9ZM20 109H21V110H20ZM57 109H58V108H57ZM176 109H175V110H176ZM189 109H190V112H189ZM212 109H213V108H212ZM65 110H66V109H65ZM206 110H207V109H206ZM224 110H225V109H224ZM93 111H94V110H93ZM170 111H174V110L171 109ZM238 111H239V110H238ZM10 112H11V110H10ZM152 112H153V110H152ZM249 112H248L247 114H248V115L250 116V118H251V115H252V114L249 113ZM262 112H263V113H262ZM15 113H14V115H15ZM36 113H37V111H36ZM154 113H155V112H154ZM159 113H160V112H159ZM159 113L156 112L155 114L158 115ZM99 114H100V113H99ZM99 114H98V115H99ZM182 114H181V115H182ZM257 114H258V115H257ZM8 115H9V114H8ZM16 115H15V116H16ZM73 115H74V114H73ZM93 115H94V114H93ZM156 115H155V116H156ZM195 115H196V114H195ZM21 116H22V115H21ZM172 116H173V115H172ZM179 116H178L177 118H179ZM220 116H221V115H220ZM226 116H227V115H226ZM226 116H225V117H226ZM253 116H254V115H253ZM253 116H252V117H253ZM256 116H255V117H256ZM17 117H18V116H17ZM38 117H39V119H38ZM157 117H158V116H157ZM198 117H200V116H198ZM225 117L223 116V118H225ZM258 117H257V119H258V121H260V120H259L260 118H258ZM20 118H21V117H20ZM20 118H19V119H20ZM91 118H92V117H91ZM253 118H254V117H253ZM21 119H22V118H21ZM27 119H28V118H27ZM33 119H35V118H33ZM155 119H156V118H155ZM187 119H188V118H187ZM187 119H185V120H187ZM189 119H190V118H189ZM191 119H192V118H191ZM191 119H190V120H191ZM218 119H219V118H218ZM225 119H226V118H225ZM13 120H14V119H13ZM16 120H17V119H16ZM29 120H30V119H29ZM157 120H158V119H157ZM190 120H187V122H188L187 126H188V125L191 126V124H189V121H190ZM14 121H15V120H14ZM32 121H33V120H32ZM172 121H173V120H172ZM22 122L24 123L25 120L22 119ZM55 122H56V123H55ZM155 122H156V121H155ZM179 122H180V121H179ZM184 122H185V124L187 123L186 121H184ZM184 122H183V124H182V122H181V124H182V125H181V128L184 127L183 130H185V126H186V125L184 124ZM190 122L193 123L192 121H190ZM228 122L230 123V125H233V124H232L233 122L231 123L229 120H228ZM23 123H22V124H23ZM174 123H175V122H174ZM177 123H178V122H177ZM235 123H237V122H235ZM235 123H234V124H235ZM245 123H246V122H245ZM247 123H248V122H247ZM195 124H196L197 126L199 125L198 122H196V121H195ZM32 125H33V124H32ZM236 125H237V124H236ZM246 125H247V124H243V126H246ZM182 126H183V127H182ZM234 126H235V125H234ZM33 127H35V126L33 125ZM44 127H45V126H44ZM118 127H119V126H118ZM192 127H193V125H192ZM227 127H230V126H227ZM247 127H248V126H247ZM31 128H32V127H31ZM35 128H36V127H35ZM188 128H189V127H188ZM231 128H232V127H231ZM243 128H246V127H243ZM36 129H37V128H36ZM55 129H56V127H55ZM74 129H75V128H74ZM74 129H73V130H74ZM102 129H103V128H102ZM117 129H118V128H117ZM178 129H179V128H178ZM219 129H220V128H219ZM221 129L223 130V128H221ZM22 130L24 131V129H22ZM75 130H76V129H75ZM119 130H120V129H119ZM181 130H182V129H181ZM196 130H197V129H196ZM12 131H13V129H12ZM16 131H17V129H16ZM16 131H15V134H16ZM19 131H20V134L23 132V131L21 132V130H19ZM19 131H17V133H19ZM108 131H109V130H108ZM185 131H186V130H185ZM189 131H190V128H189ZM217 131H218V130H217ZM217 131H216V132H217ZM13 132H14V131H13ZM26 132H27V131H26ZM101 132H102V131H101ZM151 132H152V131H151ZM201 132H202V131H201ZM250 132H251V131H250ZM104 133L107 134L106 131H104ZM116 133H117V132H115V134H116ZM152 133H153V132H152ZM154 133H155V132H154ZM154 133H153V135L151 136V139H152L151 141H153L155 144H157V142H158L160 139H159V140H156V139L158 138V136H157V135L155 136ZM189 133H190V132H189ZM15 134H14V135H15ZM20 134H19V135H20ZM26 134H27V133H26ZM26 134H25V131H24V134H23V135H26ZM29 134H30V133H29ZM98 134H100V133H98ZM101 134H102V133H101ZM120 134H121V133H120ZM16 135H17V134H16ZM108 135H109V134H108ZM108 135H106V136H108ZM191 135H192V134H191ZM254 135H255V134H254ZM17 136H18V135H17ZM27 136H29V135H27ZM30 136H31V135H30ZM33 136H34V135H33ZM58 136H59V135H58ZM64 136H65V135H63V138L68 137V135L65 136V137H64ZM73 136H74V135H73ZM80 136H81V135H80ZM106 136H105V138H106ZM149 136H150V135H149ZM54 137H56V136H54ZM74 137H75V136H74ZM108 137H109V136H108ZM108 137H107V138H108ZM147 137H148V134H147ZM156 137H157V138H156ZM192 137H193V136H192ZM253 137H254V136H253ZM24 138H26V139L28 140L27 137H24ZM81 138H82V136H81ZM91 138H93V139H92V140H93V143H94V141H95L96 144L98 143V142L96 141V139H94L95 137H91ZM97 138H98V137H97ZM99 138L102 139L103 136H102V138H101V137H99ZM107 138H106V139H107ZM184 138H185V137H184ZM65 139H66V138H65ZM65 139H63V140H65ZM67 139H68V138H67ZM87 139H88V137H87ZM108 139H110V137H109ZM178 139H179V138H178ZM180 139H181V138H180ZM214 139H215V138H214ZM214 139H213V140H214ZM54 140H55V139H54ZM56 140H57V139H56ZM58 140H59V139H58ZM90 140H91V139H90ZM92 140H91V141H92ZM97 140L99 141V139H97ZM104 140H105V139H104ZM185 140H186V139H185ZM196 140H197V139H196ZM215 140H217V139H215ZM28 141H29V140H28ZM65 141H68V140H65ZM86 141H87V140H86ZM100 141H102V140H100ZM106 141L108 142V141H110V140H106ZM151 141H150V142H151ZM169 141H170V140H169ZM173 141H174V140H173ZM263 141H264V140H263ZM71 142H72V141H71ZM103 142H104V141L100 142V144H99L98 146L96 145L97 147L95 146V147H96L95 149H97L98 147L101 148L100 146H101V143H103ZM159 142H160V141H159ZM159 142H158V144L154 147V148H155V151H156L157 154H158L157 151H161V153H162V152H163L162 149H165V147L162 148V149L160 148L161 146L164 145V142H163V143L160 142L161 145H160ZM188 142H189V141H188ZM195 142H196V141H195ZM214 142H216V141H214ZM64 143H65V142H64ZM64 143H63V144H64ZM178 143H179V142H178ZM216 143L218 144V142H216ZM57 144H58V143H57ZM104 144H105V143H104ZM107 144H108V143H107ZM107 144H106V145H107ZM155 144H153V145H155ZM162 144H163V145H162ZM166 144H168V143H166ZM166 144H165V146H166ZM211 144H213V143L211 142ZM217 144L210 145L209 148L212 147V149L210 148V150H209V148H206V150H209V151H210V152L208 151V152L211 154L210 156L208 155V153H206V150H205V152L202 150V151L204 152V154L206 153V156L208 157V158H207L206 156H204V157L202 156L203 158H205L206 162H207V160L209 159V157H210V158L212 157L211 161H212V160H215V161H216V159H219V158H218L219 155H218V153H217V152H218V151H217V146H218L219 144H218V145H217ZM34 145H35V144H34ZM66 145H67V144H66ZM92 145H93V144H92ZM151 145H152V144H151ZM214 145H215V146H214ZM246 145H247V144H246ZM64 146H65V144H64ZM71 146H72V145H71ZM83 146H84V145H83ZM85 146H86V145H85ZM85 146H84V148H85ZM108 146H109V145H108ZM108 146H106V150H104V151H107V150L110 151V149H109L110 147H108ZM158 146H159V147H158ZM169 146H170V145H169ZM186 146H187V145H186ZM189 146H190V145H189ZM213 146H214V147H213ZM32 147H33V146H32ZM74 147H75V146H74ZM93 147H94V145H93ZM156 147L159 148V149L156 150V149H157ZM167 147H168V146H167ZM167 147H166V148H167ZM183 147H184V146H183ZM219 147H220V146H219ZM258 147H259V146H258ZM33 148H34V147H33ZM107 148H108V149H107ZM170 148H172V147H170ZM170 148H169V149H170ZM233 148H234V147H233ZM250 148H252V146H251ZM10 149H11V148H10ZM85 149H88V147H86ZM93 149H94V148H93ZM103 149H105V148L103 147ZM160 149H161V150H160ZM184 149H185V148H184ZM199 149H200V148H199ZM218 149H219V148H218ZM252 149L254 150V148H252ZM252 149H251V150H252ZM260 149H262V147H261ZM78 150H79V149H78ZM83 150H84V149H83ZM83 150H82V151H83ZM253 150L251 151V154H252V155H253V153H255V151H257L256 149H255V151H253ZM56 151H57V150H56ZM104 151H102V152L104 153ZM155 151H154V152H155ZM165 151H166V149H165ZM173 151H174L176 154L178 153L177 150H174V149H173ZM202 151H201V153H203ZM50 152H52V151H50ZM57 152H58V151H57ZM83 152H85V153H86L85 155L87 156V154L90 155V153L92 154L94 151H93V152H90V151L87 150V152H88V153H87L86 150H84ZM89 152H90V153H89ZM95 152H98V151L95 150ZM95 152H94V153H95ZM100 152H101V150L99 149V152H98V153L100 154ZM166 152H167V151H166ZM198 152H199V151H198ZM252 152H253V153H252ZM258 152H259V151H258ZM52 153H53V152H52ZM103 153H102V154H103ZM106 153H107V152H105V154H106ZM159 153H160V152H159ZM168 153H169V152H168ZM168 153L163 152V154H168ZM175 153H174V154H175ZM216 153H217L218 156L216 155ZM221 153H222V152H221ZM259 153H260V152H259ZM9 154H10V153H9ZM59 154H60V153H59ZM59 154H58V155H59ZM83 154H84V153H83ZM102 154H101V155H102ZM108 154H109V153H108ZM157 154H156V155H157ZM169 154H171V155H170L171 157L169 156V158H171V159H169V160H171V162H172L171 164H173V167H175V166H174V163H175V164H178L177 166H182L181 161H182V163H183V161H184V163L186 162L185 159L182 160V159H183L182 156H183L184 154L179 156V153H178V156H179V157H177L176 154L173 155L171 152H170ZM169 154H168V155H169ZM242 154H243V153H242ZM50 155H52V154H50ZM101 155H100V156H101ZM103 155H104V154H103ZM106 155H107V154H106ZM109 155H110V154H109ZM158 155H159V157H160L162 154H161V155L158 154ZM168 155H167V156H168ZM254 155H255V154H254ZM256 155H258V154H256ZM256 155H255V157H256V158H259V157H257ZM32 156H33V155H32ZM52 156H53V155H52ZM91 156H92V155H91ZM137 156H138V155H137ZM175 156H176V159H175ZM200 156H201V154H200ZM259 156H260V154H259ZM54 157H56V156L54 155ZM88 157L90 158V156H88ZM106 157L108 158L109 156H106ZM110 157H112V156H110ZM185 157H187V156H185ZM215 157H216V158H215ZM100 158L102 159L103 157H100ZM119 158H120V157H119ZM177 158H179V159L181 158V161H178ZM213 158H214V159H213ZM260 158H261V157H260ZM59 159H60V158H59ZM87 159H88V158H87ZM87 159H86V161H87ZM166 159H167V158H166ZM88 160H89V159H88ZM99 160H100V159H99ZM99 160H97L98 163L102 162L101 160H100V162H99ZM209 160H210V159H209ZM227 160H228V159H227ZM89 161H90V160H89ZM89 161H87L86 164H88ZM95 161H96V160H95ZM103 161H104V160H103ZM211 161H210V164H213V163H211ZM92 162H93V160H92ZM105 162H106V161H105ZM169 162H170V161H169ZM169 162H168V163H169ZM37 163H38V162H37ZM89 163H90V162H89ZM118 163H120V162H118ZM118 163H116V166H117V167H118V165H117ZM94 164H95V163H94ZM101 164H104V165H105L104 162L100 163V165H101ZM152 164H153V163H152ZM155 164H156V163H155ZM155 164H154V165H155ZM169 164H170V163H169ZM169 164H166V165H168V168H169ZM171 164H170V167H171ZM179 164H181V165H179ZM227 164H228V163H227ZM91 165H93V164H91ZM98 165H99V164H98ZM104 165H102V170L104 169V167H103ZM120 165H121L122 168L120 167ZM157 165H158V163H157ZM222 165H223V164H222ZM228 165H229V164H228ZM228 165H227V167H228ZM257 165H259V164H257ZM86 166H87V165H86ZM106 166H107V165H106ZM184 166H185V165H184ZM184 166H183V167H184ZM87 167H88V166H87ZM107 167H108V166H107ZM110 167H111V166H110ZM110 167H108L107 169L105 168V170H103V171L100 170V171H101V174H103L104 171L110 169ZM117 167H116V168H117ZM119 167H120L121 169H120V168H119V169L117 168V170H116L114 167H113V168H114V170H116V171H118V172H119V170L121 171L122 169H123V171H125L124 168H123V165H122V164H119ZM140 167L142 168V166H140ZM154 167H157V166L155 165ZM160 167H161V164H160ZM173 167H171V168H173ZM99 168H101V166H100ZM111 168H112V167H111ZM83 169H84V168H83ZM87 169H89V168H87ZM146 169L148 170L149 168H146ZM211 169H212V168H211ZM215 169H218V168H215ZM228 169H229V167H228ZM249 169H250V170H248V169L246 170V169H245L246 172L252 171L251 168H249ZM135 170H136V169H135ZM144 170H145V169H144ZM222 170H223V169H222ZM245 170H243V171L245 172ZM108 171H109V170H108ZM111 171H113V170L110 169V171L108 172V175L110 174V176H114L115 173H114V175H112L113 172H111ZM213 171H214V170H213ZM243 171L241 170V172H243ZM255 171H256V170H255ZM84 172H85V171H84ZM110 172H111L112 174H111ZM143 172H144V171H143ZM150 172H151L150 175L152 174V176H153L152 170H150ZM215 172H216V171H215ZM256 172L261 173L260 171H256ZM106 173H107V172H106ZM106 173H104V174H106ZM147 173H148V171H147ZM162 173H166V171H165V172H162ZM200 173H201V172H200ZM87 174H88V173H87ZM117 174L119 175V173H117ZM117 174H116V175H117ZM120 174H121L123 177L126 175V174H125V175L122 174L121 172H120ZM154 174H155V173H154ZM203 174H204V173H203ZM205 174H206V173H205ZM250 174H251V173H250ZM116 175H115V176H116ZM118 175L116 176V178H115V176H114V177H111V178H110V176H109V177H108V180H109V178H110V180H111V179H116V180L119 179V180H121V182H123L122 180H124V182H125L124 184H126V183H127V180L130 179V177H129V179L126 180L127 177H124V178H125V179H124L122 176H119V177H118ZM228 175H229V174H228ZM252 175H253L252 177H251V175H250V177H249L248 174H247V176L245 175L247 178H245V176H244L243 178L247 179L248 181H250V179H252L253 181H255V180L253 179V178H255V177H254V176H255L254 173H252ZM258 175H259V174H258ZM258 175H257L258 178H255L256 181L254 182V184H255V185H258L259 189L257 188V186H254V185L252 184V183H253L252 180H251L252 183H251V182H249V183L246 182L247 184L245 185V184H244V183H245V182H244L245 179H244V180L242 179V180H243V184L245 185V187H241V188H240V182L238 181L239 179L237 180L238 183H237V181L234 179L237 185L232 186L233 188H231V190H234V191H232V192L234 193V192H235V189L237 188L236 186L239 187V188H237L238 190L236 189L237 192H238V191L240 192V193L238 192V195H239V196L236 194L237 192L234 193V194L237 195V198H241V199L239 200L241 203H240V202H237L238 204H239V203L242 204V203H243L242 201H243L245 198H250V200H249V199H246L245 201H247V200L252 201V200H253L252 202H249L250 204L252 203V205H251L252 208H254L255 205L257 206V203H259V202H257V201H259V199H260V197H259L260 194H261V197H262V192H261V191L263 190V192H264V185H262V187H260V185H261V183H262V178H261L260 176H258ZM260 175H261V174H260ZM152 176H151V177H152ZM206 176H207V175H206ZM261 176H263V174H262ZM90 177H91V176H90ZM117 177H118V178H117ZM144 177H145V176H144ZM153 177H154V176H153ZM156 177H157V176H156ZM204 177H205V175H204ZM241 177H242V176H241ZM259 177H260V178H259ZM145 178H147V179H145V180H147V181H145V182H147V183L149 182V181H148L149 179H152V178H150V176H149V179H148V177H145ZM201 178H202V177H200V180H199V177H197V179H198L199 181L202 180ZM206 178H208V177H206ZM238 178H240V177L238 176ZM248 178H249V179H248ZM82 179H83V178H82ZM171 179H172V178H171ZM89 180H90V179H89ZM116 180H115V181H116ZM119 180L116 181V182H117V183L120 182ZM153 180H154V178H153ZM153 180H151L150 182H152ZM240 180H241V179H240ZM85 181H86V180H85ZM113 181H114V180H113ZM129 181L131 182L132 180H129ZM137 181H138V179H137ZM166 181H168V180H166ZM130 182H129V184H127V186L129 185V187H130V184H131V186H132V182H131V183H130ZM133 182H135V181H133ZM138 182H139V184H141V183H140V182H141L140 180H139ZM138 182H137V183H138ZM150 182L148 183V185L153 184V186L151 185L152 187L150 186V188H151V189H153V187L155 188V186H154L155 183H151V184H150ZM153 182H154V181H153ZM155 182H156V181H155ZM163 182H164V185H165V186H162L163 184H162L161 186L164 188V187H166V184H168V183L165 184V180H163ZM163 182H162V183H163ZM218 182H219V181H218ZM256 182H257V184H256ZM259 182H261V183H259ZM110 183H111L112 185L115 184V183L112 182V181H110ZM258 183H259V184H258ZM118 184H120V183H118ZM118 184H117V186H119ZM133 184H134V183H133ZM135 184H136V183H135ZM135 184H134V185H135ZM158 184H159V183H158ZM238 184H239V185H238ZM251 184H252V185H251ZM262 184H263V183H262ZM86 185H87V184H86ZM142 185H143V183H142ZM142 185H141L140 187H143ZM146 185H147V184H146ZM169 185H170V183H169ZM171 185H172V184H171ZM193 185H194V184H193ZM113 186H114V185H113ZM123 186H124V185H123ZM123 186L121 185V186L118 187V188H119V192H120V193H119V198H114V200H115V199L118 200V199H120V198H121L120 200H122L123 197H124V201H126V203L128 204V206H126L125 203H123V201H121L122 204L120 203V206H121V207H119V202H120L119 200H118L119 202H116V201H115V202H116V205H117L118 207H117V206H114V208L116 207V208H119V209L123 207V209H120V210H122V211H120V210H118V209H110V208H112V204L109 205V204H110L109 202H108V204H107V203L104 201L106 198L104 199L103 195H102L103 198L101 197V201H102V202L104 201V203H106L107 205H109V206H106V204L103 203V207L105 208V206H106V208L104 209V211L107 210V208H108L109 211H108V210H107V211L111 213V214H109L110 216H111V215H114V216L117 215V212H118V211L123 212V210H124L125 207H126V208H125L126 210L129 209V212H130V213L127 212V216H128V218L126 217V214H125V217L127 218V220H126V218H124V216H122V213L119 215V218L117 219V221H116V219H115V221L117 222V223H115V226L117 225V227H119V228H118V231H119V230L122 231V230L124 229L125 224H128L129 222H130V225H131V223L134 222V221L132 220V219H134V216L136 217L137 215H139V217L137 216V218L139 219V222H138V220H136V222H138V223H137V225L135 224V225L137 226V230L135 231L134 228H133V227H135V225H131V226H130L131 229H126V230L129 231V232H130V230H131V233H128V234H127L128 236H125L126 234H124V237L126 238V239H125V240H126V244H128L129 247H131V248H132L133 246H135V247H137V248L140 247V248H138L139 250L141 249V247H144V248H148V247H149L150 249H153V251H154L155 245H156V246L159 245V247L162 249L163 246L161 247L160 244H161V239H162L163 237H165V239H162V241H163V240H165V241H163L162 243L165 242V244H166V242H168V241H166V239L170 240V239H169V236L172 235V234L174 233V231H177L178 229H180V230H178V232H179V231L184 232L185 229H186V228H189V227H191V229H190V231H191V230H192V226L195 224V226L193 227V228H194L193 231H191V235H193L192 237H194L196 241L194 240V242H193V241H192L193 238L190 237V235L187 236V237H189V238H186V237H185L186 234H190V233H189L190 231H189V230H186V232H188V233L184 232L185 234L182 235V236H180V237H184L186 240L189 239V241H192L193 244H192L191 242H189V244H188L189 246L186 245V247H189L188 251H187L186 247H184V248H185L184 251H183V249H182V250H181L182 253L180 252V254L183 256V253H184L185 251H187V252H190V251H193V250L195 251V250H196V247H194L193 250H192V247H193L194 244H195V245H198L199 248L201 247L200 251H199V249H198V250L195 251V253H196L197 251H199V252L203 251V252H204V251L207 249V250L203 253V254L205 255V253L208 251V248H209V247H208L209 245H207V243H206V242H208V240H207V238L205 239V237H207V236H206L205 234H203V233H205V232H204L203 229H201V225H199V221L197 222L198 219L196 220V223H197L198 225L195 223V221H194V223H193V219H194V217H193L192 215L194 214V216H195L196 212L193 213V214L191 215L190 219H189V217H187V218L182 217V218H184V219L180 218L181 216H178V215H180L178 211H177V212H178V215H176L177 212H176V213H175V212H172V213H175L174 215H176V217L178 216V218H176L172 213H170V214H172V216H170V220H169V219H168V217H169L168 215H170V214H169L168 212H167V213L164 212L165 209H163V212H162V209L160 210V208H159V211L156 212V210H158V208H157L156 210H154V211H155V213H159V212L161 211L162 213H164V215H166V217H165L164 215H162L161 212H160L161 214H160V213H159V214H155V213L153 212L154 215H153L152 217H155V215H157V216L160 215V216H158L157 218H156V217H155V218H151V217H150V214H148V211L145 210L144 207H143V206H144L143 204L149 202V201L146 202V200H148V199H153V201H157V200L154 199L155 197H156L158 200L163 199L162 196L165 197L164 195H165V194L167 193V191H169V190L173 191L172 188L169 189V190L166 189V188H169V187L164 188L166 193H163V192H164V189L161 190L162 187H160V189H158L159 187L156 186L157 191H156V189H155L156 192H155V191L153 192L154 195H157V194L160 192L159 190L163 191V192H162L163 195H162L161 197H160V195H159V196H153V198H152V197H151V198H149V197H148V198H144L145 201L143 200V202H142V205H143V206H141V205H139L138 202H136V200H137L138 198L136 199L135 196L138 197V193H140V195H139L140 198H139V199H140V201H141V196H142V194H143V192H144V191L142 190V188H141V190L138 188L139 191L142 192V193H141V192H139V191L137 190L136 187H133L134 189L136 188V190H137L138 193H137L136 195H134L135 193L132 194V192H129V194H131V195H129V194L126 192V191H129V187H127V186L125 185V186L127 187V189H126V187L124 186L125 189H126V190H125ZM135 186H136V185H135ZM137 186L139 187V185H137ZM159 186H160V185H159ZM167 186H168V185H167ZM195 187H196V186H195ZM197 187H198V186H197ZM115 188H116V186H115ZM234 188H235V189H234ZM116 189H117V188H116ZM134 189H133V190H134ZM203 189H205V188L203 187ZM260 189H262V190L259 191ZM199 190H200V189H199ZM221 190H222V189H221ZM100 191H101V190H100ZM202 191H203V190H202ZM207 191H208V190L206 189V190H205L206 194L209 193V191H208V193H207ZM215 191H216V190H215ZM97 192H98L99 195L101 196L102 192L96 191V193H97ZM116 192H117V191H116ZM157 192H158V193H157ZM232 192H231V193H232ZM241 192L243 193V195H242ZM257 192H260V193L258 194ZM96 193H95V194H96ZM98 193H97V194H98ZM155 193H156V194H155ZM233 193H232V194H233ZM127 194L129 195V197L133 195V196H134V197L132 196L133 199H132V198H129V197L127 196ZM159 194H161V193H159ZM174 194H175V193H174ZM174 194H173V193L171 194V192H170L169 195H168V193H167V196H170V195H173V196H174ZM204 194H205V193H204ZM211 194H212V193H211ZM240 194H241V196H240ZM99 195L94 196V197H95V200H97L96 198H97V196H99ZM117 195H118V194H117ZM120 195H121V196H120ZM143 195H145V194H143ZM149 195H151V193H150ZM152 195H153V194H152ZM175 195H176V194H175ZM236 195H235V196H236ZM104 196H105V195H104ZM145 196H147V194H146ZM167 196H166V197H167ZM212 196H213V194H212ZM166 197L164 198V201L161 203V205H162V204L164 205L165 203L169 204V203H170V200L173 199V198L170 199V198H168V197H167V198H168V199H167ZM170 197H171V196H170ZM230 197H231V196H230ZM232 197H233V196H232ZM159 198H161V199H159ZM234 198H236V197H234ZM242 198H244V199L242 200ZM256 198H257V199H256ZM98 199H99V197H98ZM131 199H132V200H131ZM134 199H136V200H134ZM142 199H143V198H142ZM169 199H170V200H169ZM261 199H262V198H261ZM261 199H260V201H261ZM263 199H264V198H263ZM263 199H262V201L264 202ZM93 200H94V199H93ZM99 200H100V199H99ZM107 200H108V199H107ZM107 200H106V201H107ZM133 200L135 201L134 203H137L136 206H135V209L130 208V207H133V204H134V203H133ZM165 200H166V201L168 200V201L165 202ZM131 201H132V202H131ZM138 201H139V200H138ZM255 201H256L257 203L253 206V204H254ZM95 202H98V200L95 201ZM95 202L93 201V203H94L95 205H97V206H98L99 204H100V205L102 204V202H101V203L99 202L98 204L95 203ZM144 202H145V203H144ZM150 202H152V201H150ZM164 202H165V203H164ZM171 202H172V201H171ZM182 202H183V201H181V203H182ZM263 202H261V203H263ZM117 203H118V204H117ZM132 203H133V204H132ZM152 203H153L154 205L157 204V202H156V203H155V202H152ZM152 203H151V205H149L150 208H153V207H152V205H153ZM173 203H175V198L173 199ZM178 203H179V202H178ZM181 203H180V205H181L180 207H181V208L183 207L184 209H185V208L187 209V206H186L184 203H183L184 205L181 204ZM261 203H260V204H261ZM131 204H132V206H130ZM140 204H141V203H140ZM149 204H150V203H149ZM104 205H105V206H104ZM124 205H125V206H124ZM159 205H160V204L158 203L155 207H158ZM171 205H172V204L170 203V205H167V207H168V208H169V207H172ZM178 205H179V204H178ZM261 205H262V204H261ZM261 205H258V206H257L258 209L260 208L259 206H261ZM101 206H102V205H101ZM138 206H139V208H138ZM140 206H141V207H140ZM176 206H177V205H176ZM176 206H174L173 209L176 210ZM185 206H186V207H185ZM248 206H249V205H248ZM251 206H250V207H251ZM109 207H110V208H109ZM163 207H166V205L163 206ZM180 207L178 208L179 211H180ZM245 207H246V206H245ZM257 207H255V209H257ZM98 208H99V210H100V206H98ZM101 208H102V207H101ZM133 208H134V207H133ZM91 209H92V208H91ZM102 209H103V208H102ZM169 209H171V208H169ZM186 209H185L184 211H186ZM258 209H257V210H258ZM110 210H112V211H110ZM115 210H116V211L118 210V211L116 212ZM152 210H153V209H152ZM152 210H151V211H152ZM171 210H172V209H171ZM188 210H190V209L188 208L186 212L189 213ZM191 210L194 211L193 209H191ZM191 210H190V211H191ZM252 210H253V209H252ZM261 210H262V211H261ZM101 211L103 212V210H101ZM113 211H115L114 214H112ZM165 211H166V210H165ZM167 211H169V210H167ZM182 211H183V210H182ZM182 211H181V212H182ZM184 211H183V213H184ZM250 211H251V210H250ZM260 211H261L262 213H264L263 209L258 210V212L260 213V215H259V213L256 211V213L258 214V215H257L258 218L261 216V212H260ZM105 212H106V211H105ZM124 212H125V211H124ZM181 212H180V213H181ZM254 212H255V211H254ZM106 213H107V212H106ZM115 213H116V214H115ZM118 213H119V212H118ZM149 213H150V212H149ZM153 213H151V214H153ZM128 214H131V215H128ZM184 214H185V213H184ZM190 214H191V213H190ZM123 215H124V214H123ZM161 215H162V216H161ZM110 216H109V217H110ZM146 216H147V217H146ZM173 216H174V218H173ZM182 216H183V215H182ZM184 216H187V215H184ZM230 216H231V215H230ZM244 216H246V215H244ZM244 216H242V218H243ZM107 217H108V216H107ZM130 217H131L132 219H131ZM148 217H149V218H148ZM171 217H172V218H171ZM192 217H193V218H192ZM195 217H196V216H195ZM227 217H228V215H227L226 217H224V218H226V219H225L226 221H229L230 219H228ZM231 217H233V216H231ZM110 218H114V217L111 216ZM175 218H176V219H175ZM196 218H197V217H196ZM196 218H195V219H196ZM238 218H239V217H238ZM246 218H247V217H246ZM248 218H249V217H248ZM248 218L245 219V217H244L243 219H245V220L247 221ZM260 218H261V217H260ZM260 218H259V220H261V222H264V221H263L264 219H262V218H264V214H263L262 218H261V219H260ZM128 219H131V220L129 221ZM156 219H158V220H156ZM165 219H166V220H165ZM178 219H181V222H180V221H179V222L182 223V224H183L184 221H187V219H188V220H190L189 222L192 223L193 225H192V224L190 225V224L188 223V224H186V226H188V227H186V226L183 224V225L185 226V228H183L184 231H182V228H181V227H183V225H181V227H179V228H178L177 226H180V224H177V226H176V222H177ZM185 219H186V220H185ZM195 219H194V220H195ZM227 219H228V220H227ZM231 219H232V221L228 222V223H230V224H228V223L226 222V223H227V226L225 227L223 224H221V223H223V220H224V219L222 218V220H221L222 222L219 223V224L223 225L224 227H222V226L220 225V228L222 227L223 229H222V228H221V230L218 229V230L221 231L220 233H222V236H221L222 239H223V238L226 239V241L223 243V244H225L224 246H223V244H220L221 246H223L224 254H225V252H226V255H225V256H227V255L230 253V252H229V249L231 248V247H230V246H231V242L233 241V239L231 240V238H232L231 236H232V234H233V236L235 235V234H234V233H235V230H233L234 233H232V228H233V226L236 224V221H237V220H236L234 217L231 218ZM250 219H251V218H249V221H247V222H249V223H248V227L251 228L252 226H250V222L253 224L254 221L252 222V221H251L252 219H251V220H250ZM108 220L111 221V219H109V218H108ZM134 220H135V219H134ZM182 220H183V221H182ZM191 220H192V222H191ZM233 220H234V222H233ZM235 220H236V221H235ZM127 221H128V223H127ZM113 222H114V221H113ZM179 222H178V223H179ZM247 222H246V225H247ZM261 222H260V223H261ZM106 223H107V222H106ZM139 223H140V225H138ZM226 223H224V224L226 225ZM123 224H124V225H123ZM237 224H238V222H237ZM237 224H236L234 227H236ZM252 224H251V225H252ZM261 224H262V223H261ZM108 225H109V224H108ZM122 225H123V226H122ZM189 225H190V226H189ZM211 225H212V224H211ZM115 226H114V227H115ZM121 226L123 227V229H121ZM138 226H139V227H138ZM198 226H199V229H201L200 234L203 232L202 234H203V236H205L204 239L206 240V242H205L204 239H202V237H201L200 235H198V236H200L201 238H197L198 236H197L196 234H198V232H199V230H198ZM195 227H196L197 229H196ZM253 227L255 228V226H253ZM257 227H258V226H256V230H254V228H253V229L251 228V229H252L251 231L254 230L253 232H254V233H258L259 235H258V234H255V235H254V234H251V236H252V237H253V236H254V237H255V236H258V237H255V238L258 239L257 241L260 243V241H261V240H260L261 238L259 239V237H260V233L257 231V230L259 229V227H258V229H257ZM128 228H129V227H128ZM241 228H243V226H241ZM241 228L239 227V231L241 230ZM244 228H245V226H244ZM263 228H264V224H263V226H262V229H263ZM115 229H116V228H115ZM135 229H136V228H135ZM208 229H209V228H208ZM236 229L238 230V228H236ZM112 230H113V229H112ZM116 230H117V229H116ZM126 230H124L125 233H127ZM194 230H196V231H194ZM197 230H198V232H197ZM202 230H203V231H202ZM237 230H236V231H237ZM118 231H117V232H118ZM134 231H135V232H134ZM239 231H238V232H239ZM244 231H245V230H244ZM246 231H247V230H246ZM251 231H248V233H244L245 236H247V234H248V236L245 237L246 239H245V238H242L243 240L245 239V241L247 240V242H249V245H250V242L252 241V239L249 238V234L251 233ZM255 231H257V232H255ZM36 232H37V231H36ZM117 232H116V235H118V233H120V232H118V233H117ZM161 232H162V233H161ZM192 232H193V234H192ZM194 232H195V233H194ZM210 232H211V231H210ZM240 232H241V231H240ZM240 232H239V233H240ZM249 232H250V233H249ZM169 233H170V235H169ZM171 233H172V234H171ZM211 233H213V232H211ZM236 233H237V232H236ZM239 233H238V234H239ZM242 233H243V232H242ZM38 234H39V233H38ZM81 234H82V233H81ZM85 234H86V233H85ZM114 234H115V233H114ZM121 234H122V233H121ZM174 234H175V233H174ZM178 234L181 235V233H178ZM218 234H219V232H218ZM218 234H217V235H218ZM244 234H242V236H243ZM86 235H87V234H86ZM86 235H85V236H86ZM122 235H123V234H122ZM122 235H121V236H122ZM168 235H169V236H168ZM179 235H178V236H179ZM194 235H196V237H195ZM37 236H40V235H37ZM85 236H84V237H85ZM118 236H119V235H118ZM166 236H167V237H166ZM172 236H174V237L176 236L175 238H177V239L179 238L177 235H172ZM172 236H171V240H174V241H175L176 239H172V238H174V237H172ZM219 236H220V234H219ZM238 236H240V234H239ZM84 237H83V239H84ZM88 237H89V236H88ZM119 237H120V236H119ZM119 237L117 238V240H118V239L120 240ZM122 237H123V236H122ZM122 237H121V239H123ZM221 237H219V238H221ZM236 237H237V235H236ZM236 237L234 236V242H232L233 244H235V238H236ZM85 238H86V237H85ZM90 238H91V237H90ZM184 238H183V239H184ZM191 238H192V240H190ZM196 238H197V239H200V240L202 239V242L204 241V242L206 243V244H205V243H203V244L207 245V246H206L207 248H205V246L203 247L202 242L199 243L198 240H197ZM240 238H241V237H240ZM248 238H249V240H250V239H251V240L248 241ZM36 239H37L36 241L44 240V239H41V237H38V238L36 237ZM38 239H40V240H38ZM71 239H73V238H70V243H69V241H68V242H65V244L68 243V244H72V245H73V243H72L73 240H71ZM181 239H182V238H179V242H178V240H177L176 243H178V244L180 245V244H181L180 242L183 241V240H181ZM211 239H212V238H211ZM216 239H217V238H216ZM238 239H239V237H238ZM238 239H236V240L238 241ZM242 239H241V240H242ZM123 240H124V239H123ZM125 240H124L123 242H125ZM186 240H184V243H185ZM200 240H199V241H200ZM227 240H228V241H227ZM229 240H230V241H229ZM243 240H242V242H240V243L237 242V243H238L237 245H238V247H239L240 245H244V246H242L241 249H243V247H244V249H246L249 245H248L247 247H245L248 243H243ZM75 241H76V240H75ZM146 241L149 242V245L147 244ZM174 241H173V242H174ZM239 241H240V240H239ZM245 241H244V242H245ZM254 241H255V240H254ZM42 242H43V244H44L45 241H42ZM118 242H119V241H118ZM121 242H122V240L120 241V244H121ZM123 242H122V244H123ZM209 242H210V241H209ZM209 242H208V244H209ZM214 242H215V241H214ZM214 242H213V243H214ZM216 242H218V241H216ZM37 243H38V242H36L35 244H37ZM39 243H40V242H39ZM75 243H76V242H75ZM168 243H169V242H168ZM171 243H172V241H170V244H169L170 247L173 246V244L171 245ZM174 243H175V242H174ZM182 243H183V242H182ZM184 243H183V244H184ZM186 243H187V241H186ZM197 243H198V244H197ZM221 243H222V242H221ZM241 243H243V244H241ZM40 244H41V243H40ZM40 244H38V246H40ZM57 244H58V243H57ZM57 244H56V245H57ZM60 244H61V243H60ZM60 244H59L58 246H60ZM108 244H109V243H108ZM108 244L105 245V248H103L104 245H102L101 248H103V249H107V247H109V246H113V245H114V244H112L111 242H110L111 245H110V244L108 245ZM122 244H121V245H122ZM124 244H125V243H124ZM126 244H125V245H126ZM152 244H153V245H152ZM178 244H177L176 247H174L175 245L173 246L174 249L177 248V247L179 246ZM190 244L193 245V246H191ZM200 244H201V245H200ZM239 244H240V245H239ZM252 244H253V243H252ZM255 244H256V241H255ZM257 244H258V243H257ZM257 244L254 245V247L257 246ZM33 245H34V244H33ZM117 245H118V244H116L115 246H117ZM131 245H132V246H131ZM150 245H151V247H153V248H151ZM166 245H168V244H166ZM181 245H182V244H181ZM181 245H180V247L182 248L183 246H181ZM261 245H262V243H261ZM261 245H259V247L257 246L258 250H257L256 247H255V248H256V249H255V248H253V246H251V245H250V247L253 248L252 250H251V248H248L247 252L244 250L248 255H249V253H250L249 258H251V261H252L251 264H253L254 261L256 260L255 257H254V259L252 258V256H253L254 254H256L255 252H257V255H258V256H257V255H255V256L258 257L259 261H260L261 258L263 259L264 254H260V255L258 254V252H259V253L262 252L261 249H263V246H261ZM35 246H36V245H35ZM41 246H43V245L41 244ZM41 246H40V247H41ZM63 246H64V245H61V249L57 247V249H59L60 251L63 250V249H64L63 252L65 251L64 253L61 252L62 254L59 253L60 251H58L59 254H61V255H65V254H66L65 257H64V256L62 257L61 255H59V257H60V261H61V259H62L63 262L65 263V262H66L65 259L68 258V259H67V262H66V263L68 264V260H69L70 258H69V257H66V256H67V253H68L67 250H69L70 247H69V245H67V244H66L65 246H68L69 249H67L65 246H64V248H63ZM184 246H185V244H184ZM235 246H236V245H235ZM46 247H47V245H46ZM48 247H49V246H48ZM48 247H47V248H48ZM124 247L126 248V246H124ZM170 247H169V249H171ZM229 247H230V248H229ZM238 247H237V249H238ZM260 247H261V248H260ZM44 248H45V245H44ZM44 248H43V251H44ZM62 248H63V249H62ZM72 248H73V250H74L76 247L74 246V247H72ZM72 248H71V249H72ZM144 248H142L141 250L145 251ZM160 248H158V251H159ZM166 248H167V247H166ZM166 248H165V249H166ZM190 248H191V249H190ZM203 248H204V250H203ZM9 249H10V248H9ZM36 249H37V247H36ZM40 249L42 250V248H40ZM66 249H67V250H66ZM71 249H70V250H71ZM97 249H100V248L97 247ZM109 249H111L110 251H112V253H113V252H116V251H113L115 248H109ZM109 249H108V251H109ZM132 249H133V248H132ZM135 249H136V248H135ZM155 249H156V248H155ZM165 249H164V250H165ZM218 249H220V247H219ZM232 249H233V247H232ZM239 249H240V248H239ZM241 249H240V250H241ZM249 249H250V252H249ZM254 249H255V252L253 251ZM41 250H39V251L41 252ZM45 250H46V249H45ZM75 250H76V249H75ZM78 250H80V249L78 248ZM128 250H130V249H128ZM128 250H126V252H127ZM162 250H163V249H162ZM164 250H163V251H164ZM189 250H190V251H189ZM235 250H236V249H235ZM259 250H260L261 252H260ZM39 251H38V249H37L36 254H32V255H34V256H35V255H38L37 252L39 253ZM46 251H47V255H48L49 258H50V255L48 254V253H49V249H47ZM46 251H45V252H46ZM110 251H109V253H110ZM130 251H133V250H130ZM136 251H138V250H136ZM150 251H152V250H150ZM194 251H193V252H190L191 255L186 254V256H192V255H194V254H195ZM210 251H211L213 254L216 252V251L213 252L212 250H210ZM230 251H234V250H230ZM251 251H253V252H251ZM52 252H53V251H52ZM74 252H75V253L77 252L76 255L79 254L77 250L74 251ZM74 252L70 251L71 254L68 253V255H70V256H71V255H75ZM94 252H96V253H100V252H101V253H103V255H104V252H107V251H106V250H105V251H104V250H103V251H102V250H101V251L99 250V251L97 252L96 250H94ZM117 252H119V251H117ZM124 252H125V251H124ZM124 252H123V253H124ZM126 252L124 253V255H126V256L128 257V255L126 254ZM134 252H135V251H134ZM146 252H147V251H145L144 254H146ZM187 252H185V253H187ZM199 252H198V253H199ZM208 252H209V251H208ZM211 252H209V253L211 254ZM218 252H221V253L223 254L222 250H218L215 254H217V255L220 256L221 253L218 254ZM237 252H238V251H236V253H237ZM248 252H249V253H248ZM33 253H34V252H33ZM41 253H43V252H41ZM41 253H39V254H40L42 257L45 256V258H46L45 261H44V263L46 264V261H48V260H47L48 258L46 257V255H44L45 253H44L43 255H42ZM72 253H73V254H72ZM107 253H108V252H107ZM112 253H110V255H112ZM121 253H122V252H121ZM132 253H133V252H132ZM139 253H140V252H139ZM155 253H156V251H155ZM157 253H158V252H157ZM157 253H156V254H157ZM169 253H170V251H169ZM175 253H177L176 249H175ZM185 253H184V255H185ZM192 253H194V254H192ZM227 253H228V254H227ZM240 253H241V252H240ZM246 253H245V254H246ZM252 253H253V255H252ZM50 254H51V253H50ZM105 254H106V253H105ZM115 254H116V253H115ZM141 254H142V253H141ZM156 254H155V256H156ZM159 254H160V253H159ZM167 254H168V250H167ZM167 254H165V256H164L165 259H166V255H167ZM207 254H208V253H207ZM207 254H206V255H207ZM210 254H209V256H207V257H205V256H202V257H201V255H202V253H201V254H200V257H201L202 259H205V258H206V260L209 261V263H207V264H211V263L215 264V263H216L215 258L217 259L218 256L212 254V255H213V258L210 259V257L212 256V255L210 256ZM222 254H221V256L219 257L220 259L223 258V257H222V256H223ZM233 254H235V253H233ZM238 254H239V253H238ZM241 254H242V253H241ZM40 255H39V256H40ZM92 255L94 256V254H92ZM96 255H97V256H96ZM101 255H102V254H101ZM101 255H100V256H101ZM107 255H108V254L102 256V258L100 257V260H98V258H96V257H99L98 254H95L94 257H95V259L98 260V263H99V262L101 261V259H102V262H100V264H102V263H103V259H105V258H106V259L108 258V260H105V262L108 261V262L110 263V261H113V260H114V259L112 260V258H113L114 256H115L114 258H116V256H119V257L121 256V255H118V254L114 255V253H113V255L110 256L111 260L109 261L110 258H109V257H106ZM122 255H123V254H122ZM124 255H123V256H124ZM153 255H154V254H152V257H154ZM169 255H170V254H168L167 256H169ZM261 255H262V256H261ZM77 256H78V255H77ZM90 256H91V255H90ZM93 256H92V257H93ZM126 256H124V257H126ZM140 256H141V255H140ZM144 256H146V255H143V254H142V257H143V258H144ZM182 256H181V257H182ZM225 256H224V257H225ZM250 256H251V257H250ZM61 257H62V258H61ZM74 257H75L76 259H79V256H78V258H77L76 256H73V258H74ZM92 257H91L92 260L86 258V259L89 260V261H87V262H90V261H93V262H94V260H93ZM203 257H205V258H203ZM214 257H215V258H214ZM230 257L232 258L233 256H230ZM237 257H238V255H237ZM243 257H245V256L243 255ZM247 257H248V256H246V258H247ZM259 257H261V258H259ZM30 258H32V256H31ZM63 258H64V259H63ZM73 258H71L70 260H72ZM129 258H130V257H129ZM129 258H128V259H129ZM131 258H133V254H132V257H131ZM175 258H177V257H175ZM175 258H174V259H175ZM184 258H185V259H184ZM184 258H183V259L185 260V264H186V262H187L188 259L191 260V258H188V257H185V256H184ZM187 258H188V259H187ZM207 258H209L210 260H213V261H210V260L207 259ZM219 258L217 259L218 261H219ZM225 258H226V260H225ZM225 258L221 259V262H222V260H223V262H225V261L228 260V257H225ZM238 258H239V257H238ZM238 258H237V259H238ZM33 259H34V258H33ZM86 259H85V261H86ZM117 259H118L119 261L122 260L121 258H118V257H117ZM179 259H180V260H179ZM192 259H193V258H192ZM232 259H233V258H232ZM232 259H231V260H232ZM235 259H236V258H235ZM235 259H234V260H235ZM242 259H243V258H242ZM244 259H245V258H244ZM247 259H248V258H247ZM252 259H253L254 261H253ZM29 260H30V261H29ZM31 260H32V259H28L27 261H28V262H31ZM43 260H44V259H43ZM50 260H52V259L50 258ZM50 260H49L47 263L51 264V263H50ZM64 260H65V261H64ZM80 260H81V257H80ZM80 260H79V261H80ZM97 260H95L94 263H96ZM184 260H182V258H180L179 256H178V258H177V261H180V262H181V261H184ZM194 260H195V259H193L192 261H194ZM196 260H197V259H196ZM214 260H215V262H214ZM224 260H225V261H224ZM229 260H230V259H229ZM234 260H233V262L235 263L236 261H234ZM240 260H241V257H240ZM27 261H26V262H27ZM79 261H78V262H79ZM85 261L83 260V262H85ZM125 261H127L126 258L124 259V262H125ZM171 261H172V260H171ZM171 261H170V262H171ZM177 261H175V262H177ZM192 261H191V262L189 261V262L192 263ZM218 261H217V262H218ZM246 261H248V263H250V262H249L250 260H246ZM259 261H257V262L255 261V262L258 263ZM26 262H25V264H28V263H26ZM32 262H33V260H32ZM51 262H52V261H51ZM63 262L61 261V263H63ZM72 262H73V260H72ZM72 262H71V263L69 262V264H72ZM75 262L77 263V261L75 260V261L73 262V264H75ZM81 262H82V261H81ZM93 262H91V263H93ZM108 262H106V263H108ZM115 262L117 263L118 261L115 259V260L113 261V264H114ZM122 262H123V260L121 261V263H120V262H118V263H119V264H122ZM124 262H123V263H124ZM142 262L144 263V261H142ZM173 262H174V260H173ZM189 262H187V263H189ZM195 262H197V261H195ZM198 262H199V261H198ZM210 262H211V263H210ZM221 262L219 261L218 264H220ZM233 262H232V263H233ZM262 262H263V261L261 260V263H260V264H262ZM23 263H24V262H23ZM33 263H36L35 260H34ZM44 263L42 262L41 264H44ZM66 263H65V264H66ZM106 263H105V264H106ZM116 263H115V264H116ZM118 263H117V264H118ZM127 263H128V262H127ZM133 263H136V264L138 263V264H140L139 262H133ZM147 263H148V262H147ZM147 263L145 262V264H147ZM205 263H206V262H205ZM232 263H231V264H232ZM234 263H233V264H234ZM248 263L245 262V261H242L241 264H248ZM20 264H22V263H20ZM38 264H39V263H38ZM77 264H79V263H77ZM81 264H82V263H81ZM85 264H88V263H85ZM103 264H104V263H103ZM125 264H126V262H125ZM128 264H130V263H128ZM197 264H198V263H197ZM216 264H217V263H216ZM222 264H223V263H222ZM224 264H225V263H224ZM239 264H240V263H239Z\"/></svg>",
    "mask_w": 264,
    "mask_h": 264
}]
</instances>
